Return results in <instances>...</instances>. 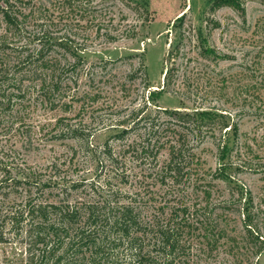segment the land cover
<instances>
[{
	"label": "trees",
	"instance_id": "16d2710c",
	"mask_svg": "<svg viewBox=\"0 0 264 264\" xmlns=\"http://www.w3.org/2000/svg\"><path fill=\"white\" fill-rule=\"evenodd\" d=\"M106 10L96 0H0V243L24 247L19 264H202L227 244L239 253L245 240L249 247L242 255L246 250L259 255L264 193L257 201L229 168L264 171V163H253L264 147V48L248 70L225 79L233 99L253 102L252 113L261 118L263 128L253 136L241 139L230 112L219 114L226 117L219 122L214 108L196 107L193 114L162 109L170 117L163 125L152 112L133 124L125 119L110 124L115 134L99 148L80 124L63 127L61 117L53 124L50 114L71 109L81 97L80 70L89 60L86 47L70 42L68 28L76 25L90 37L105 34L115 40L120 34L115 36L114 15ZM91 69L90 79H95ZM164 93L166 86L151 90L149 102L159 107ZM41 109L50 119L36 126L32 118ZM204 119L219 127L224 153L244 148L245 156L238 151L239 162L220 163L215 172L204 168L193 142L204 141L199 133ZM52 125L57 132L51 139L79 143L86 168L75 155L55 157L44 166L17 156L13 137L21 135L24 145H33L41 128ZM181 125H195V135L181 131ZM220 176L234 180L228 199L214 197V180ZM235 213L247 233L241 242L231 234Z\"/></svg>",
	"mask_w": 264,
	"mask_h": 264
},
{
	"label": "rangeland",
	"instance_id": "374dc122",
	"mask_svg": "<svg viewBox=\"0 0 264 264\" xmlns=\"http://www.w3.org/2000/svg\"><path fill=\"white\" fill-rule=\"evenodd\" d=\"M96 1L108 9L106 15H114L111 28L115 36L120 35L112 40L105 34L92 33L90 37L79 31L76 25L68 28L70 42L83 49L86 47L83 53L89 60L80 70L81 97L74 101L71 109L51 112L53 124L59 117L63 120V127L69 123L80 124L82 130L90 134L92 146L99 148L111 141V135L115 134L108 129L110 124L124 119L133 124V120L147 117L152 112L153 117L161 118L163 125L170 117L162 109L193 114L196 107L202 110L214 108L218 109L215 120L219 122L226 119L219 114L230 112L239 122L242 140L253 136L258 127L263 128L259 115L252 113L253 102L245 104L233 99L234 94L226 87L229 82L225 79L230 74L248 70L251 62L258 59L261 47L264 48V0ZM259 19H262V26L257 30ZM63 29L60 26L59 32ZM128 30H131L129 35L124 33ZM204 48L208 54L203 52ZM91 68L96 71L95 79H90ZM163 86H166V93L159 97V107H156L148 100L149 92ZM32 119L38 126L50 117L41 109ZM53 127L41 128L39 140L33 145H24L21 135L13 137L10 144L18 150L19 158H25L33 166H44L55 157L68 159L75 155L82 170L86 168L82 165L85 155H80L79 143L71 138L51 139V134L57 132ZM177 127L190 137L197 131L195 125ZM200 132L204 141L198 144L194 139V152L205 169L215 172L221 164L239 162L241 155L238 151L245 156L243 147L235 146L227 153L223 152L218 140L219 127H214L209 119L202 120ZM257 153L259 157H254L253 163H264V147ZM223 155L226 159L221 160ZM229 173L240 184L246 185L257 201L261 199L264 193L263 170L229 168ZM231 179L220 176L214 180L216 199H228L233 194L234 180ZM230 226L233 228L231 234L241 242V237H246L247 233L237 213ZM260 232L264 237L262 220ZM241 244L249 247L246 240ZM244 247L238 253V248L234 252L230 250V244L222 246L214 257L202 264H255L258 259L259 264H264V249L259 255L250 256L248 250L242 255ZM23 255L24 247L0 243V264H19L18 259Z\"/></svg>",
	"mask_w": 264,
	"mask_h": 264
}]
</instances>
